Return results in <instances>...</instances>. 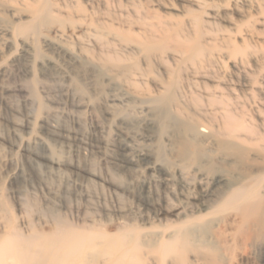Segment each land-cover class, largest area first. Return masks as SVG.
Listing matches in <instances>:
<instances>
[{
    "label": "rangeland",
    "instance_id": "1",
    "mask_svg": "<svg viewBox=\"0 0 264 264\" xmlns=\"http://www.w3.org/2000/svg\"><path fill=\"white\" fill-rule=\"evenodd\" d=\"M198 29L200 61L140 45ZM171 81L163 119L151 99ZM228 115L264 138V0H0V234L69 224L90 236L79 261L109 263L114 241L177 264L164 243L209 223L184 264H264V230L240 237L235 209L217 222L222 197L201 194L261 175L262 145L224 136Z\"/></svg>",
    "mask_w": 264,
    "mask_h": 264
},
{
    "label": "bare ground",
    "instance_id": "2",
    "mask_svg": "<svg viewBox=\"0 0 264 264\" xmlns=\"http://www.w3.org/2000/svg\"><path fill=\"white\" fill-rule=\"evenodd\" d=\"M38 17L41 18L42 22H46L52 18L47 5H44ZM194 22L196 25L199 24L197 16L194 17ZM168 42H173L177 50L187 54L189 60L193 62L200 61L205 57L204 51L207 48L201 43V32L199 29L189 39L185 38L181 40L175 33H172L164 34L160 40H156L153 37L146 38L140 45L144 50L151 52L161 49L163 44ZM176 87L177 82L171 81L167 85L166 92L163 95L151 99L157 108L163 109V119L170 115L168 108L176 103ZM242 129H244L242 122L238 120L233 121L228 115V118L224 122L222 134L230 139H237L242 142L254 141L259 146L262 145L264 151V138L242 136L240 134ZM233 146H235L234 143ZM186 150L183 152L185 156H187ZM260 158L262 161L261 175L252 177L249 180L240 179L232 182H227L223 178L217 177L213 180L214 186L223 182L219 190L217 188L213 190L203 188L201 190L203 198H216L218 196L219 199L222 197L219 204L217 206L215 204L211 208L215 215L220 214L216 217L217 222L222 218H228V207L235 209L236 213L232 215L233 218L231 220L236 225L235 233L243 238L249 237L248 235L253 229L252 227H256L259 232L264 230V153ZM196 170L199 172L198 169ZM260 193L263 194L261 197L258 196ZM57 225L54 231L49 230L47 232L30 230L24 233L11 226L9 230H4L5 232L0 234V264H94V259L89 261L90 252H88V261L87 259L82 260V258L79 261V257H77V254L80 252L86 253L85 250L88 248V241L90 240L87 232L85 230L72 229L69 224L66 225V229H61L62 225L60 223H57ZM209 228V223L200 227L185 226V228L175 232L173 237L164 243L163 251L171 250L176 263L184 264L186 251L196 242L193 238L194 235L200 232L201 235H204ZM202 242L203 247H205L208 253L215 255V250L208 247L205 240ZM118 247V242L112 241L107 244V248L102 252V255L110 262H106L105 264H141L139 253L141 245L139 243H135L133 246L134 251L128 258H126L124 251H118L122 247ZM99 255L101 256V253Z\"/></svg>",
    "mask_w": 264,
    "mask_h": 264
}]
</instances>
